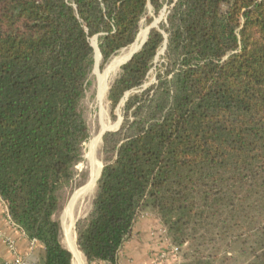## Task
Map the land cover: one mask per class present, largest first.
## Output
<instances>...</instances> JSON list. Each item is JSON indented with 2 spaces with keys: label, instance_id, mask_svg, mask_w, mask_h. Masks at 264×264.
<instances>
[{
  "label": "trees",
  "instance_id": "1",
  "mask_svg": "<svg viewBox=\"0 0 264 264\" xmlns=\"http://www.w3.org/2000/svg\"><path fill=\"white\" fill-rule=\"evenodd\" d=\"M166 0H0V196L43 247L73 264L56 218L90 133L81 111L98 35L103 65L132 45ZM167 20L123 64L108 98L123 121L103 136L92 207L76 222L89 264H117L151 210L180 264H215L207 247L254 237L264 264V0H168ZM149 22L152 18L148 19ZM167 41L156 82L143 85ZM189 249V250H190Z\"/></svg>",
  "mask_w": 264,
  "mask_h": 264
},
{
  "label": "rangeland",
  "instance_id": "2",
  "mask_svg": "<svg viewBox=\"0 0 264 264\" xmlns=\"http://www.w3.org/2000/svg\"><path fill=\"white\" fill-rule=\"evenodd\" d=\"M171 7V4H169L168 0L164 3L163 8L160 10V12L156 15L153 7L150 5L148 12L146 16L143 18L141 22V29H149L152 25H155L156 27H159L162 23H165L167 20V15L169 13V9ZM152 18V21L149 22L148 19ZM138 37V36H137ZM91 43L94 46V43H96L98 49H99V37L94 36L91 38ZM135 43V42H134ZM133 43V44H134ZM132 44V45H133ZM132 45L124 48L125 50L131 49ZM124 49L119 51L115 56L112 57V59L105 65H103V59L102 55L100 57L99 63L97 65V59L96 57V48L94 46V66L93 70L89 76V82L86 89L85 97L82 100L81 103V111L83 113V116L86 120V123L89 128L90 137L89 139L83 144L82 147V159L81 161L75 166V176L72 181L65 184L59 191V198L62 203V210L57 213L56 218L60 221L61 224V239L62 243L65 247L69 249V236L65 232V226H70L71 218L64 220V216L66 211L69 208V205L71 201L73 200L74 196L76 195L77 191L79 189L86 185V183L89 180L90 175V152L92 148V140L94 137L99 134V132L104 133L105 130L109 129V131L117 130L123 121V105L126 101L127 97L132 93L135 92L131 91L126 93L124 99L121 101V103L115 108H112V104L108 98L109 90L115 81V79L118 77L121 67L125 62L119 67V69L116 72H113L111 76L109 77V86L108 91L105 95V97L100 100L98 96V88L100 83V76L104 75L109 64L113 60V58L118 57L123 54ZM100 51V49H99ZM164 46L160 48L158 51V54L154 60V65L152 69L150 70L148 74L147 81L143 85L144 88L149 87L153 83L156 82V75L160 69H163V55H164ZM122 53V54H121ZM101 54V53H100ZM115 76V77H114ZM112 79V80H111ZM104 136V135H103ZM96 159L98 164L103 168L104 167V159L105 155L103 152V137L101 140V144H98L96 146ZM101 174V173H100ZM100 176V175H99ZM97 190V183H96V189L93 191L91 195H88L83 199V201H80L79 205L76 206L73 212L74 216V223H73V234H74V240L76 243V246L78 250L80 251L78 245H77V234H76V222L89 213L92 202L95 197ZM81 204V205H80ZM154 214L151 210H147L142 214ZM141 214V216H142ZM66 224H65V222ZM162 228H164L162 226ZM161 228V229H162ZM160 229V230H161ZM163 239V238H162ZM244 239H247V241H239V240H218L215 243H211L207 247L201 246V249L206 255L211 254L213 258H215V264H245L253 259V252L252 247L255 244V238L250 237L247 238L244 236ZM165 245L163 246L161 251L170 252L171 246L169 245V242L166 240H162ZM188 245L183 246L182 250L178 252V259L173 258V264H175L178 260L182 262L185 258V252H192V249H190ZM81 252V251H80ZM169 256H173V254H170ZM81 259H86L85 255L81 252L80 258L76 259V257L73 255V263L74 264H80ZM169 262V261H168ZM167 263V262H166Z\"/></svg>",
  "mask_w": 264,
  "mask_h": 264
},
{
  "label": "crops",
  "instance_id": "3",
  "mask_svg": "<svg viewBox=\"0 0 264 264\" xmlns=\"http://www.w3.org/2000/svg\"><path fill=\"white\" fill-rule=\"evenodd\" d=\"M7 205L8 203L0 196V264H14L18 257L28 263L41 264L43 245L30 239L22 229L12 222L8 216ZM162 226L163 224L156 214L140 215L131 238L119 252L117 264H154L155 258L165 245L160 231ZM7 239H12L15 242V248L9 246ZM172 257L169 256L167 263L164 264H173ZM80 264L89 263L87 259L84 261L81 259ZM92 264L110 263L94 262Z\"/></svg>",
  "mask_w": 264,
  "mask_h": 264
},
{
  "label": "bare ground",
  "instance_id": "4",
  "mask_svg": "<svg viewBox=\"0 0 264 264\" xmlns=\"http://www.w3.org/2000/svg\"><path fill=\"white\" fill-rule=\"evenodd\" d=\"M148 31H149V29H142L139 32L138 37H137L135 43L132 45L131 49H129V50L124 49L123 54L121 53L122 55L113 58V60L109 64L105 74L99 77L100 83H99V88H98V96H99L100 100H102L105 97V95L108 91V86L110 84L109 83V77L111 76V74L113 72H116L119 69V67L131 56V54L140 48L141 44L144 42V40L146 39V37L148 35ZM94 46L96 48V57L95 58L97 59L96 62L98 65L101 54H100V51H99L96 43H94ZM101 140H102V132H99V134H97L94 137V139L92 140V148H91V152L89 155V158H90L89 180L86 183V185L82 186L79 189V191H77L76 195L74 196L73 200L71 201L69 208L66 211L65 216H64V220L71 218L70 226H67V225L65 226V232L69 236V238H68L69 249L72 251V253L76 257V259L80 258L81 252L78 250L76 243H75V240H74L75 238H74V234H73V230H72L73 223H74L73 212H74V209L76 208V206L79 205L80 201H83V199L85 197H87L88 195H91L93 193V191L96 189V183H97L98 177L101 173L102 167L97 162L95 149H96V146L98 144H101ZM65 224H66V222H65Z\"/></svg>",
  "mask_w": 264,
  "mask_h": 264
},
{
  "label": "built area",
  "instance_id": "5",
  "mask_svg": "<svg viewBox=\"0 0 264 264\" xmlns=\"http://www.w3.org/2000/svg\"><path fill=\"white\" fill-rule=\"evenodd\" d=\"M8 206V205H7ZM8 216L10 217L11 219V216L9 214V209H8ZM12 220V219H11ZM13 222V221H12ZM14 223V222H13ZM15 224V223H14ZM161 236L164 240H166L167 242H169V245L171 246V251L168 253L166 252L165 250L164 251H161L158 256L155 258V261H154V264H164L166 263V261L168 260L169 258V255L170 254H173V257L178 259V252H179V249L177 247H175L174 245H172V243L170 242L168 236H167V232H166V229L165 228H162L161 230ZM33 241H36V240H33ZM7 243L9 244V246L11 248H15V242L12 240V239H7ZM14 264H32V263H28L27 261H25L24 259L18 257ZM33 264H36V263H33ZM175 264H180V261L178 260Z\"/></svg>",
  "mask_w": 264,
  "mask_h": 264
},
{
  "label": "water",
  "instance_id": "6",
  "mask_svg": "<svg viewBox=\"0 0 264 264\" xmlns=\"http://www.w3.org/2000/svg\"><path fill=\"white\" fill-rule=\"evenodd\" d=\"M154 27H156L155 25H152L150 28H149V31H148V35H149V33H150V30L152 29V28H154ZM148 35H147V37H146V39L144 40V42L141 44V46H140V48L138 49V50H136L135 52H133L132 54H131V56L125 61V63H127L129 60H131V58L134 56V54L135 53H137L142 47H143V45L145 44V42L147 41V39H148ZM97 37H98V35H96ZM93 46V45H92ZM94 47V46H93ZM166 47H167V41H165V44H164V50L166 49ZM101 53V52H100ZM107 131H109V129H107V130H105L104 131V133L102 134V137H103V135L107 132ZM103 169V168H102ZM101 172H102V170H101ZM101 175V174H100ZM99 178H100V176L98 177V180H99ZM97 180V181H98ZM76 224V223H75ZM70 250V249H69ZM71 251V250H70ZM72 252V251H71ZM73 254V253H72Z\"/></svg>",
  "mask_w": 264,
  "mask_h": 264
}]
</instances>
